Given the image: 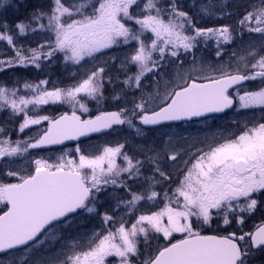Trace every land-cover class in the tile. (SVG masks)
Here are the masks:
<instances>
[{"label": "snow or ice", "instance_id": "6c2138e0", "mask_svg": "<svg viewBox=\"0 0 264 264\" xmlns=\"http://www.w3.org/2000/svg\"><path fill=\"white\" fill-rule=\"evenodd\" d=\"M192 7L208 17L225 11L216 0H202L199 6L193 0ZM250 7L238 28H205L197 26L196 16L184 11L178 0H0V14L32 9L14 27L0 24V42L14 53L0 59V72L43 70L58 53L66 70L68 65L85 67L82 62H91L83 76L72 73L74 82L67 87L51 81L49 88L50 79L24 80L23 91L20 81L12 88L0 86V112L8 111L9 119L22 117L21 133L47 122L24 141L0 139V161L115 131L114 125H127L137 136H145L140 125H169L223 113L234 103L229 89H236L240 108L264 112V0ZM244 32L260 34L259 46L250 42L242 52L234 51L235 60L227 65L206 67L201 62L197 67L195 50L200 44L214 41L220 57L221 45ZM30 33L46 34L44 42L36 47L20 44L19 38ZM129 45L122 59L109 51ZM189 53L190 71L170 76L167 69L183 65ZM149 73L155 90L146 93L142 81ZM246 81H259L258 90H248ZM108 85L110 98L123 104L83 119L78 111L88 113L89 101L100 105L108 99ZM49 104H68L71 114H42ZM0 133H5L3 127ZM165 145L140 143L136 152L141 155H136L125 150V143L98 152L77 143L73 153L64 152L54 162L38 158L31 161L30 170H6L16 182L0 180V205L7 208L0 215V253L14 258L22 253L20 264H251L256 254L264 253V224L240 235L204 230L221 222L243 225L244 214L251 216L264 207V115L239 134L199 141L195 151L171 139ZM168 161L184 165L176 181ZM108 200L114 203L101 213L99 207ZM147 203L158 210H142ZM84 213L100 218L99 230L66 240L64 229ZM46 242L48 248L60 243L59 254L39 261L28 255Z\"/></svg>", "mask_w": 264, "mask_h": 264}, {"label": "trees", "instance_id": "16d2710c", "mask_svg": "<svg viewBox=\"0 0 264 264\" xmlns=\"http://www.w3.org/2000/svg\"><path fill=\"white\" fill-rule=\"evenodd\" d=\"M33 3H48V0H32ZM196 4L199 6V4L202 2V0H195ZM178 3L183 5V10L188 12L190 15L196 16V23L198 27H220L224 24H228L232 27L238 28V20L245 14L246 11L251 10V5L259 6L260 0H216V3L218 5H224L225 11L224 12H217L216 16L214 17H208V16H201L198 14V7L194 8L192 7L193 0H178ZM32 11L31 8L25 9L21 8L18 12L10 10L9 12H4L0 14V24L7 23L10 27H14V25L17 22L25 21L28 14ZM227 13H231V15H228ZM150 34V33H149ZM147 34V35H149ZM46 34L44 33H30L28 36H23L19 38L20 44H23L25 47H36L38 43L44 42V36ZM259 37V35H257ZM253 37V38H257ZM246 44L247 42H251V37L249 36V33L244 32L243 37L237 33L236 38L233 40L234 43L230 45H221V56L217 57L216 55V45L214 41L209 40L207 46L204 44H200L197 49L195 50V55L197 56V59H203L205 61H209L211 59L212 61H220L225 60L226 56H229V58L233 57V52L238 51V43ZM247 43V44H248ZM116 50L119 49H113L111 50L112 53H117ZM120 51V50H119ZM119 54V53H118ZM14 55L11 48L7 45L6 42H0V59H7L8 57ZM225 56V57H224ZM192 62V54L189 53L184 57V63L180 66H173L167 69V73L172 76L173 70L176 68H183L185 66H190ZM46 64H49L50 67H47L43 70H37L35 68H5L3 72H0V86H6L9 88L17 86V81H20V87L21 91H23L22 88V82L24 80L37 82L40 79H50V84L48 85L49 88H51V81H54L57 86L59 87H67L70 86L73 82L75 77L72 75L73 72L77 73V76H80L82 73L81 70H79L78 67L74 65H68L67 70L66 66L63 61L62 54L58 53L56 57L53 59V61H46ZM118 63V62H117ZM118 66V64H116ZM88 69V68H87ZM78 70V71H77ZM135 71V68L132 69ZM87 71V70H86ZM85 71V72H86ZM84 72V71H83ZM112 75L115 79L116 76V66L112 69ZM152 74H148L146 77H144V80L142 81L143 84H145V92L154 91L153 85L155 81L152 80ZM122 78V77H121ZM110 93H112V86L108 85L106 88L105 95L109 98L106 99L102 104L97 105L95 101H89L88 106L91 108L88 115H81L78 111V114L82 116L83 119L93 117L94 115L99 114V111L101 110H109V111H115L118 110L116 105L117 104H123V101H113L110 98ZM138 94V93H137ZM129 98H131V94H129ZM131 105H129L130 107ZM72 108L68 104H55V105H46L42 107V114L49 115L52 117H58L61 114L67 112L68 114L71 113ZM22 121V117H16L15 119H9V113L8 111L0 112V127H3L5 129V133H0V139L3 138H10L13 141H24L28 139L29 136H35V134L30 127L29 129H26L25 132L21 133L19 131V124ZM138 124V122L136 121ZM47 126V123L44 125ZM181 126V125H176ZM166 127L161 128H155L152 130L144 129L145 136H137L135 131L131 128H129L127 125H120L113 127L115 131L108 130L100 135L90 137L87 139H83L81 141H78L73 144L65 145L59 148L50 149V150H43V151H36L40 156H44L45 154L52 155L54 152L58 153L60 151H63L67 148H70L72 146L77 145V143H80L81 145L87 144L88 147L94 145V147H97L102 142H105L107 146H110V143L114 142L115 140H118L120 143H125V150L129 151L130 154H136L141 155L140 153L136 152V147L140 143H155L156 139L154 138L153 134L158 131L163 130ZM6 134V136H5ZM158 139V138H157ZM97 145V146H96ZM28 157V154H25V156H18L14 157L8 162H17V164L23 162ZM142 158V157H141ZM54 162V161H52ZM118 163H122V161L118 160ZM10 165V167H11ZM24 167L21 168V170L24 172L25 169L30 170L32 166H28L27 163L23 164ZM9 167V168H10ZM169 170V166H168ZM170 171V170H169ZM173 172V171H171ZM26 174V173H25ZM173 174V173H172ZM174 178V175L173 177ZM0 179H3L0 177ZM3 180H11L12 182H16L15 178H4ZM131 183V182H130ZM175 184H173V187ZM159 185H157V190H159ZM103 195V194H102ZM114 203V201L108 200L106 201L102 206L99 207V211L102 213L109 204ZM254 214V213H253ZM256 214V213H255ZM255 219V220H254ZM89 220V219H88ZM83 221V222H82ZM82 222V224H81ZM264 222V216L261 218H257L256 216L252 219L249 218L247 222L243 225L244 230H235L231 229V226L229 227H223L220 228L217 225H213L212 228L205 227V234H214V232H219L221 235H227L231 231H236L238 235L243 234V232L251 231L254 227H256L257 224H260ZM74 226L71 228L64 229V236L65 239H68L70 237H75L74 235L81 234V231L84 229L80 228H87L89 221H87V218L83 216H79L74 220ZM50 242H46L45 245H41L39 248L33 250L32 252L28 253V255L33 258L34 255H47L50 252V249L46 246ZM16 251V250H13ZM23 255L22 253H18L17 257L8 256L7 254L0 253V261L9 262V264H13V260L15 259V264H20L19 256ZM251 264H264V253H258L254 256V258L251 261Z\"/></svg>", "mask_w": 264, "mask_h": 264}, {"label": "rangeland", "instance_id": "374dc122", "mask_svg": "<svg viewBox=\"0 0 264 264\" xmlns=\"http://www.w3.org/2000/svg\"><path fill=\"white\" fill-rule=\"evenodd\" d=\"M10 11V10H9ZM7 11V12H9ZM15 11V10H12ZM151 35V34H149ZM257 35H260L258 33H249V36L251 37V42L256 43L257 47L259 46V37H257ZM253 37H257V38H253ZM236 42L238 43V51H243L244 49H246L249 45V43L247 44H239V42L236 39ZM234 43V42H232ZM231 43V44H232ZM226 45H230V44H226ZM131 45L129 46H125V49L122 50H116L117 53H113L114 55L118 56L119 59L123 58L124 55V51H126L128 48H130ZM113 50V49H112ZM111 51V50H109ZM119 53V54H118ZM197 57V56H196ZM225 57V56H224ZM231 60H235V57H231L229 58V56H226V59L224 60H220V61H212L211 59H209V61H205L203 59H197V67H199L200 63L203 62V64L208 67H219L221 65H227ZM118 62V63H117ZM116 64H119V60H117ZM85 64V67H81L79 65H74L76 67L79 68V70L82 71V73L80 74V76H83L85 74V71L87 70V68L91 67V62H82ZM116 68L118 67L117 65H115ZM180 66V65H179ZM192 67V62L190 66H185L183 68H176L175 70H173V74L172 76H174L175 72L178 70H182L183 72H188L190 71ZM84 71V72H83ZM150 74V73H149ZM193 75H195V73H193ZM259 84V81H249V83L247 84L248 86V90L251 91H255L258 90V88L256 87ZM51 86V85H50ZM49 87V86H48ZM243 94V89L240 90L239 95ZM234 98L236 99V108L235 111L238 113L239 119V123L241 124L242 127H245V125H247L248 123H250L251 126L252 123H255V121L257 120L256 118H259L261 120V115L259 114V116H256L255 118L254 115L257 113L256 111L260 110L259 108L256 109H243L239 107V101L237 98V92L235 91L233 94ZM94 102V101H93ZM52 105V104H51ZM90 108V107H89ZM91 109V108H90ZM235 113V112H233ZM233 113L227 118L224 119L222 121L216 119V120H211L208 122H204V123H185V124H181V126H169L167 128H164L161 131H158L157 133L155 132L153 134L154 138L156 139V144L157 145H161V146H166L165 142L169 141L171 139L173 144H178L180 148L182 149H187L190 148L192 149V151H195V146L198 144L199 141H211L213 139V137L220 139L224 136H230L232 134H239L237 131L235 132V125L232 127V124L235 123V121H237V118L233 117ZM81 115H88V113H80ZM45 123H47L46 121L42 124V125H33L31 126L33 132L36 134L38 129L44 128ZM158 138V139H157ZM119 142L118 140H115L114 142L110 143V146H115V144ZM105 142H102L101 144H99L97 147H94V145L88 147L87 144H83L81 145L82 148L87 149L89 152H98L100 150L103 149L104 146H107L106 144L104 145ZM76 146V145H75ZM75 146H72L70 148H67L63 151H60L58 153L54 152L52 155L49 154H45L44 156H40L38 154V152H34L31 151V155H28L27 159L24 160L23 162L17 164V162H12V165L10 162H8V160L5 158L4 161H0V177L4 178H8L6 176V170H16V171H20L23 172L21 170L23 166V164L27 163L28 166H32L31 161L33 159H38V158H44V159H48L50 161H56L57 158L59 156H61L64 152H69L70 154L74 152ZM201 147H203L204 145H200ZM183 154V153H182ZM11 161V160H10ZM7 162V163H6ZM11 165V167H10ZM167 165L169 166V170L173 171V181H176L178 179L179 176V169L182 168L184 165L181 162L180 164H176L175 162L172 161H168ZM10 167V168H9ZM0 179V180H3ZM142 204L144 202H141ZM162 206V205H160ZM5 209V205H0V212H2ZM144 211L147 210H158V208L156 206H154L151 203H147L144 204V208L142 209ZM256 213V214H255ZM254 214H252L251 216H247V214L245 215V223L247 222V220L249 218H253V217H257V218H261L264 216V207H258V210L255 212ZM84 218H87V221H89L88 223V227L87 228H80V229H84L81 231V234H75L74 236L79 238L84 236L85 234H90L92 231L94 230H99L100 225H101V221L100 218L98 216H95L94 214H87L84 213L82 215ZM89 219V220H88ZM255 220V219H254ZM83 222V221H82ZM81 222V224H82ZM244 223V224H245ZM243 224V225H244ZM215 225V224H214ZM220 225H223V223L221 222ZM234 223L232 225V227H234ZM207 227V226H205ZM220 228L222 226H219ZM223 227H228L223 225ZM245 227H243L242 225H237L236 229L239 231L244 230ZM233 229V228H232ZM179 234H174V238H178ZM69 239V238H68ZM66 239V240H68ZM141 239H143L141 237ZM62 247V245L60 243H56L55 248H49L50 252L47 255L41 254V255H34L33 258L36 259L37 261H39L40 259H43L46 256H49L50 254H59L58 250ZM116 258L110 257L109 260H115ZM0 264H9V262H4V261H0Z\"/></svg>", "mask_w": 264, "mask_h": 264}, {"label": "water", "instance_id": "95a60500", "mask_svg": "<svg viewBox=\"0 0 264 264\" xmlns=\"http://www.w3.org/2000/svg\"><path fill=\"white\" fill-rule=\"evenodd\" d=\"M247 82V81H246ZM245 82V83H246ZM238 87V86H237ZM231 89H229V91H230ZM234 104V103H233ZM233 107V106H232ZM232 108H229V109H226L225 110V112H223V113H212V114H209L208 115V117H210V116H220V115H223V114H225V113H227L228 111H230ZM71 114V113H70ZM95 117V116H94ZM94 117H92V118H94ZM207 118V117H206ZM199 119H204V118H199ZM199 119H194L193 121H195V120H199ZM185 122H191V121H185ZM139 123V122H138ZM180 123H184V122H172L171 124H180ZM170 125V124H169ZM141 127H143V128H145V129H153V128H157V127H161V126H164V125H160V126H143V125H140ZM97 134H100V133H92V134H90V136H88V137H92V136H94V135H97ZM88 137H81L80 138V140L81 139H84V138H88ZM74 142H77V141H66L63 145H67V144H70V143H74ZM63 145H51V146H48V147H46V148H42V149H30L29 150V152H31V151H37V150H45V149H52V148H56V147H60V146H63ZM6 210H7V208H6ZM5 210V211H6ZM2 215V214H1ZM264 224V223H263ZM255 231V230H254ZM255 251V250H254Z\"/></svg>", "mask_w": 264, "mask_h": 264}, {"label": "flooded vegetation", "instance_id": "af4514ba", "mask_svg": "<svg viewBox=\"0 0 264 264\" xmlns=\"http://www.w3.org/2000/svg\"><path fill=\"white\" fill-rule=\"evenodd\" d=\"M235 92V91H234ZM234 92L232 93V96H233V94H234ZM234 97V96H233ZM233 112H235V113H233ZM257 113L254 115V117L253 118H255L256 116H259V114L262 116V115H264V112H262V110L260 109V110H258V111H256ZM233 113V117L234 118H237V121H235V123H233L232 124V127L235 125V132L237 131L238 133L239 132H241L243 129H244V127H242L241 126V124L238 122L239 121V117H237L238 116V113L235 111V110H233L229 115H226V116H223V117H218V118H215V119H220V121H222V120H224V119H226V118H228L231 114ZM213 117H211V118H207V119H204V120H199V121H196V122H193V123H204V122H208V121H210L211 119H212ZM257 120L256 121H260V119L259 118H256ZM255 121V122H256ZM247 125H250V123H248ZM232 225L233 224H231V227H232ZM234 227H232V228H236V226L238 225V224H235L234 223Z\"/></svg>", "mask_w": 264, "mask_h": 264}]
</instances>
